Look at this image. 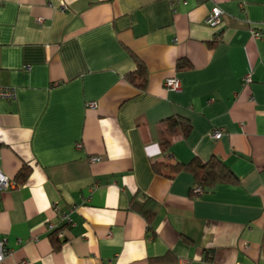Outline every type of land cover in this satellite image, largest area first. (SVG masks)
Masks as SVG:
<instances>
[{"label": "crops", "instance_id": "obj_1", "mask_svg": "<svg viewBox=\"0 0 264 264\" xmlns=\"http://www.w3.org/2000/svg\"><path fill=\"white\" fill-rule=\"evenodd\" d=\"M51 1L0 0V86L16 90L0 98V169L31 168L0 191L2 264H264V0ZM137 59L145 89L127 79ZM163 139L168 160L215 155L236 182L196 194L191 173H156ZM148 197L150 220L131 205Z\"/></svg>", "mask_w": 264, "mask_h": 264}, {"label": "trees", "instance_id": "obj_2", "mask_svg": "<svg viewBox=\"0 0 264 264\" xmlns=\"http://www.w3.org/2000/svg\"><path fill=\"white\" fill-rule=\"evenodd\" d=\"M138 67L134 72L127 74V79L138 86L141 89H145L147 85V68L145 64L137 59ZM169 129L172 132L181 130L184 134H187L191 129V123L182 116H172L168 118ZM171 140L163 139L161 147L165 160L153 162V170L156 173L164 175L169 178H173L181 171H187L194 177L193 192L196 188H200V192L212 188L219 182H236V176L231 168L218 156H212L208 160H202L200 158H194L190 162L184 163L179 160H168L171 155L170 151ZM31 168L28 165H24L18 172L15 180L18 184H22L27 181L30 175ZM132 208L144 214L147 219L150 220L157 213V204L151 198H146L143 202L133 200ZM51 239L53 241L55 249L60 248L62 239L55 235V232L51 233Z\"/></svg>", "mask_w": 264, "mask_h": 264}, {"label": "built area", "instance_id": "obj_3", "mask_svg": "<svg viewBox=\"0 0 264 264\" xmlns=\"http://www.w3.org/2000/svg\"><path fill=\"white\" fill-rule=\"evenodd\" d=\"M49 5H53L51 0H47ZM59 8L62 11H66L68 9V5L65 2H61ZM225 12L224 10L219 6H214L209 15L206 18V23L213 27V28H219L224 20ZM254 38H261L263 36V33L258 30L252 31ZM220 37V34L218 35ZM26 69H30V66H26ZM245 82L251 81V74H247L245 76ZM164 86L167 89L179 91L181 89V80L174 76V77H168L165 79ZM0 98L7 99V100H13L16 98V90L13 87H6V86H0ZM89 106L95 108L97 106V102H89ZM223 130L221 129H215L213 130V137L216 139H219L222 136ZM78 147H81V143L77 144ZM2 158L1 154V143H0V159ZM91 160L98 161L100 160V157L94 156L91 157ZM15 180L10 178L8 175H6L1 169H0V191L7 190L13 186H15ZM196 192H200V188L195 189ZM61 220L66 223V225L72 224V219L70 217V211H66L60 214ZM48 229L51 231V233L55 232V235L60 239H65V232L62 226H59L55 223H49ZM9 251L7 250V238L2 237L0 234V264L4 262L6 257L8 256ZM18 264H31L27 260H22Z\"/></svg>", "mask_w": 264, "mask_h": 264}]
</instances>
